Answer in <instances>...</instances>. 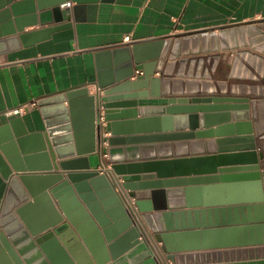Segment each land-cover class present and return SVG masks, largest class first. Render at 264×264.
<instances>
[{
  "label": "water",
  "instance_id": "obj_1",
  "mask_svg": "<svg viewBox=\"0 0 264 264\" xmlns=\"http://www.w3.org/2000/svg\"><path fill=\"white\" fill-rule=\"evenodd\" d=\"M66 1L0 0V24L9 20L0 37L36 24L23 15L36 3L50 8L41 24L49 13L50 24L68 21ZM111 57L115 77L95 94L83 88L39 102L48 145L21 117L0 114V264H161L151 237L172 264H264V97L237 95L264 92V20L97 53L109 65ZM135 70L143 73L131 81ZM140 102L162 107L133 109ZM234 129L238 136L223 133ZM108 132L113 172L140 174L122 185L143 223L89 163Z\"/></svg>",
  "mask_w": 264,
  "mask_h": 264
},
{
  "label": "crops",
  "instance_id": "obj_2",
  "mask_svg": "<svg viewBox=\"0 0 264 264\" xmlns=\"http://www.w3.org/2000/svg\"><path fill=\"white\" fill-rule=\"evenodd\" d=\"M43 3L47 4L49 0H43ZM60 7L69 10L68 21L50 24L48 20L52 13H49L48 20L43 19L45 24H41V11L50 8L45 7L40 10L36 3L34 13L28 12L25 7L27 12L23 14L26 17L35 15L36 24L27 25L23 32L0 37V114L9 115L10 111L24 104L37 101V106L30 107L17 116L23 119L29 133H41L47 145L49 132L39 102L83 88L88 89L89 94L92 95L98 90L99 82L107 83L110 77L114 79L116 66L113 58L110 59V65L108 59L97 60L99 50L111 51L119 45L154 41L169 35H185L199 31H214L221 34L224 28L230 29L245 23L264 20V0H99L92 3L67 0L60 4ZM29 20L31 19L26 21ZM11 21L12 26L16 27L13 17ZM8 22L9 20L0 25ZM231 56L236 57V54L232 51ZM121 66L120 64V69ZM142 73L141 70H135L134 76L129 79L134 81L136 76ZM161 76L162 73L156 71L153 79ZM237 95L263 98L264 92L260 95ZM171 96L179 98L188 95L169 96L161 92L159 98ZM155 98L158 97L150 95L146 99ZM140 104L133 109L162 107L154 103L140 102ZM171 105L173 104L163 107ZM100 113H103L102 106ZM156 114L158 112L152 110L148 113V117ZM126 117L129 116H125L122 120L130 119ZM141 117L137 115L132 119ZM186 124H188L187 119L179 125L180 129ZM223 133L238 136L236 129ZM152 134L154 133H150ZM106 135L110 136L111 132ZM233 145L228 148L234 149ZM30 148L31 154H41L36 150V144H31ZM74 149L78 152L77 145ZM168 155L175 153L171 152ZM70 158L81 159L79 156ZM35 162L43 163L41 159ZM89 163L91 168H98L100 158L97 152L89 155ZM23 164H27L25 159ZM76 164L86 165L87 160ZM77 171L83 170L79 168ZM139 178L140 174L137 173L120 176L114 172L112 174V180L131 213L137 221L143 223L140 219L141 212L134 205V198L129 197V189L122 185L123 181H134ZM38 216L34 217L36 222L46 221L44 215ZM150 244L161 264H172L162 252L160 243L151 237ZM229 257H233L229 259L237 258L235 254Z\"/></svg>",
  "mask_w": 264,
  "mask_h": 264
},
{
  "label": "built area",
  "instance_id": "obj_3",
  "mask_svg": "<svg viewBox=\"0 0 264 264\" xmlns=\"http://www.w3.org/2000/svg\"><path fill=\"white\" fill-rule=\"evenodd\" d=\"M35 106H37V101L34 100V101H31L27 104H24L10 111V114H15V115L23 114L25 110L29 109L30 107H35ZM104 124H105V121H104V116L102 113L101 118H100V126L102 127ZM106 137H108L106 133H102L101 142H100V145L97 151L99 158H100V164L97 169L100 171V173L107 174L112 179V174H113L112 167L110 164L106 162V159L108 158V153L106 150L108 147V141Z\"/></svg>",
  "mask_w": 264,
  "mask_h": 264
}]
</instances>
